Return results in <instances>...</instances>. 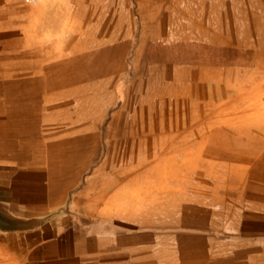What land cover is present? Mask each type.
Returning a JSON list of instances; mask_svg holds the SVG:
<instances>
[{
  "label": "crops",
  "instance_id": "0c3cea01",
  "mask_svg": "<svg viewBox=\"0 0 264 264\" xmlns=\"http://www.w3.org/2000/svg\"><path fill=\"white\" fill-rule=\"evenodd\" d=\"M5 1L0 241L22 246L0 244V264H264V118L245 117L244 102L232 105L245 91L223 98L225 119L207 125L205 137L195 132L202 124L197 118L184 128L193 137L179 145L203 163L190 176L206 181L176 198L168 213L164 182L157 206L149 205L150 170L135 173L132 164L161 161L165 177L171 128L165 106L155 110L158 132L151 143L154 110L133 101L149 97L152 77L143 68H168L161 85L180 84L183 69L214 67L215 48L238 52L206 36L179 37L213 34L191 23L212 17L216 0H44L30 11L29 25ZM220 64L242 66L226 57ZM250 108L261 114L264 106ZM202 112L214 114L207 107ZM134 130L147 133L135 137ZM151 144L157 146L152 153ZM143 177L147 182L140 184Z\"/></svg>",
  "mask_w": 264,
  "mask_h": 264
},
{
  "label": "rangeland",
  "instance_id": "374dc122",
  "mask_svg": "<svg viewBox=\"0 0 264 264\" xmlns=\"http://www.w3.org/2000/svg\"><path fill=\"white\" fill-rule=\"evenodd\" d=\"M5 3L11 12L14 11V7H16V10H21L26 16L24 21L29 25V13L32 10H36L33 7L37 5H29L24 0H6ZM213 8L212 17L192 19L193 22L191 23V27H196L197 30L202 27L207 28L208 31L212 29L213 34L209 32L205 34L204 32L198 31L199 33L194 34L184 33L179 35V37L181 39H198L200 41L207 37L217 45H236L238 52L232 53V50L230 53L225 54V49L219 50L215 48L213 54L214 67L203 69L199 67L197 70L194 67H191V69H183L181 74L183 81L180 84L179 81H175L161 85L159 81L162 80L163 72L167 75L168 68L163 70V67L160 66L145 67L143 70L148 72V74L150 72L149 77H152L149 97L138 98V100L136 98L133 99L136 105L140 104V106L142 104L146 105L148 102L150 111L154 110L153 113L149 114L150 125L154 127V129L150 130L151 143L155 142L154 139L157 137L158 132L156 129L158 115L155 110L158 105H164L166 109V122L171 128L165 131V177H162L161 170L163 163L161 161H135L132 163L135 168V173L142 169L144 171L150 170L148 178L151 192L148 195L150 198L149 205L155 203V206H157L159 196L158 188L164 182L166 189V213L172 208L173 203L177 201L176 198L178 199L184 195V192L190 191L195 184L198 186L204 184L206 181L204 177L190 176L191 170L197 165H203V163L199 161L193 162V158L190 160V156L187 154L189 146H185L184 144L179 145L180 143L188 141L190 137H193V131L191 133L189 129H184L187 127V124L189 125L190 121H195L197 118L199 123L202 122L195 132L199 138L205 137L206 133L210 132L206 130L207 125L212 126L225 119V104L222 101L224 100L223 98H235L243 91L247 93L246 96L233 99L232 105L237 106L241 105V102H244L246 106L245 117L256 116L258 118H264V109L261 114H254L250 110V106L254 104L264 106V0H216L213 3ZM176 24L184 26V28L187 25L185 21L180 20ZM124 35L119 34L118 38H122ZM225 57L228 61H241L242 66L239 67L240 69H234L221 65L220 63H225ZM247 69L250 72H247ZM140 70L142 71V68ZM188 78H192V82H188ZM194 78H197V82L193 81ZM206 81L210 84L208 87H206ZM206 91H208L209 95L207 103L205 102ZM193 93L198 94L196 99L193 97ZM257 94L262 97L255 96L256 98H253V95ZM189 95H192V98ZM249 95L251 96L249 97ZM253 101H256V103H253ZM205 107L210 109L211 112H214V114L208 115V117L205 114L201 115ZM231 116L237 117V115ZM173 124H180L183 126V129H173ZM145 133L147 131H133L135 137H142V134ZM149 149L152 153V151L157 150V146L151 144ZM175 152L178 153L176 158H174ZM199 173L201 172L199 171ZM142 182L145 184L147 182L146 178H141L140 184ZM176 188L177 190H175ZM178 188L182 190V193ZM161 196L163 195L160 193ZM157 212V209L151 210V214H157ZM13 227L14 225L11 223L7 225V228ZM21 228L25 229L28 227L21 226ZM0 234H3V232L0 231ZM8 235L10 234H7V237ZM0 244L6 250L13 246L20 249L22 246L19 242H15L9 238L0 241Z\"/></svg>",
  "mask_w": 264,
  "mask_h": 264
},
{
  "label": "built area",
  "instance_id": "2783aa9c",
  "mask_svg": "<svg viewBox=\"0 0 264 264\" xmlns=\"http://www.w3.org/2000/svg\"><path fill=\"white\" fill-rule=\"evenodd\" d=\"M26 3H28L29 5H37L39 3H41L44 0H24Z\"/></svg>",
  "mask_w": 264,
  "mask_h": 264
}]
</instances>
